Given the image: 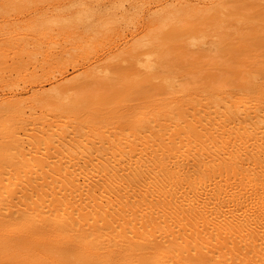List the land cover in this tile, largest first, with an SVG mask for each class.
Here are the masks:
<instances>
[{"label": "bare ground", "instance_id": "bare-ground-1", "mask_svg": "<svg viewBox=\"0 0 264 264\" xmlns=\"http://www.w3.org/2000/svg\"><path fill=\"white\" fill-rule=\"evenodd\" d=\"M226 1L0 0V264H264V85L87 91L165 85Z\"/></svg>", "mask_w": 264, "mask_h": 264}, {"label": "rangeland", "instance_id": "rangeland-1", "mask_svg": "<svg viewBox=\"0 0 264 264\" xmlns=\"http://www.w3.org/2000/svg\"><path fill=\"white\" fill-rule=\"evenodd\" d=\"M213 28L217 36L211 50L191 49L181 44L158 53L156 76L166 77L165 85L148 82L145 77L139 87L115 85L106 91L91 86L88 93L104 94L99 104L121 101L134 104L138 103L135 99L140 96L141 88L165 98L173 87L184 93L211 94L215 89H230L242 81L264 85V0H227L220 6L218 15L194 23L192 33L205 34ZM110 76L116 82L120 73L113 71Z\"/></svg>", "mask_w": 264, "mask_h": 264}]
</instances>
